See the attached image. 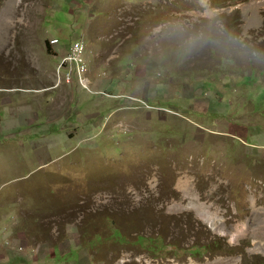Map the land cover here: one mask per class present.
I'll use <instances>...</instances> for the list:
<instances>
[{"label": "rangeland", "instance_id": "rangeland-1", "mask_svg": "<svg viewBox=\"0 0 264 264\" xmlns=\"http://www.w3.org/2000/svg\"><path fill=\"white\" fill-rule=\"evenodd\" d=\"M262 224L264 0H0V264H264Z\"/></svg>", "mask_w": 264, "mask_h": 264}, {"label": "bare ground", "instance_id": "bare-ground-1", "mask_svg": "<svg viewBox=\"0 0 264 264\" xmlns=\"http://www.w3.org/2000/svg\"><path fill=\"white\" fill-rule=\"evenodd\" d=\"M189 182H190V180H189ZM176 187H178V186H176ZM179 187H181V188L188 187V182L187 181L180 182L179 183ZM186 194H187V192H186ZM197 199L198 198H196V197L193 198L192 200H190V203L187 206H185V207H183V205H181V204H179V205H176L175 204L174 206H177L179 209L187 208V209L193 210V212L196 213V215L198 216V218L200 220L204 221L205 223H207V225L209 226V228L212 231H214V232L218 231L217 233L219 235H221V236L228 235L230 237V242L232 241V243H233V247H237L239 245L238 242L240 241V239H244L246 237L247 230L241 229L239 231L237 228H231L232 231H229V232H225V231L224 232H220L219 231V227L216 224L217 222L220 221L219 220L220 218L218 216V213L217 212L210 211V207H208L207 205H203L201 203L198 204V200ZM258 199L259 198H257V200ZM255 201H256V199H255ZM249 204L251 206H254V199L252 201H250ZM262 226L264 227V224H262ZM253 239L255 240V242L253 244L254 246H253L252 252H257L260 249L263 251L264 250V233L263 234H258V233L257 234L256 233L253 234ZM126 261H128V260H126L125 258H122L118 262V264L125 263ZM172 264H180V263L174 262ZM181 264H201V263H198V262L193 261V260H189L188 263H181ZM204 264H238V261L235 258H232V259H221V258H219V259H217V260H215L213 262H206Z\"/></svg>", "mask_w": 264, "mask_h": 264}, {"label": "built area", "instance_id": "built-area-1", "mask_svg": "<svg viewBox=\"0 0 264 264\" xmlns=\"http://www.w3.org/2000/svg\"><path fill=\"white\" fill-rule=\"evenodd\" d=\"M51 45H57L59 41L52 39ZM87 43L85 38L80 37L74 41L67 53L61 58L56 71L57 85L77 82L82 88L93 92L91 89L90 71L86 60ZM5 240L0 239V247L6 245Z\"/></svg>", "mask_w": 264, "mask_h": 264}, {"label": "clouds", "instance_id": "clouds-1", "mask_svg": "<svg viewBox=\"0 0 264 264\" xmlns=\"http://www.w3.org/2000/svg\"><path fill=\"white\" fill-rule=\"evenodd\" d=\"M217 15V11L216 9H213V8H210V7H207L205 6L204 9H203V12L201 13V16L207 20H214L215 17ZM186 25V22H178V29L179 30H183V28L185 27ZM222 27V26H221ZM225 31V35H227L226 33V30ZM230 39L233 41V42H238V39L237 37H230Z\"/></svg>", "mask_w": 264, "mask_h": 264}, {"label": "crops", "instance_id": "crops-1", "mask_svg": "<svg viewBox=\"0 0 264 264\" xmlns=\"http://www.w3.org/2000/svg\"><path fill=\"white\" fill-rule=\"evenodd\" d=\"M65 50V49H64ZM65 55V53L64 54H60V55H58V56H56V57H59V59H61L63 56ZM60 61V60H59ZM59 63V62H58ZM57 63V64H58Z\"/></svg>", "mask_w": 264, "mask_h": 264}]
</instances>
